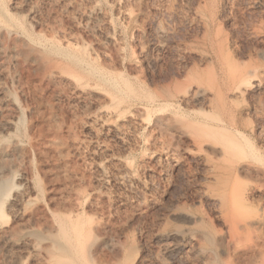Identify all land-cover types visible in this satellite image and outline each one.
<instances>
[{"label":"rangeland","instance_id":"obj_1","mask_svg":"<svg viewBox=\"0 0 264 264\" xmlns=\"http://www.w3.org/2000/svg\"><path fill=\"white\" fill-rule=\"evenodd\" d=\"M199 1L205 0L0 1L9 18L7 37H0V121H15L7 138L26 147L19 171L33 178L32 200L17 223L43 233L49 223H60L58 237L69 242L71 264H210L197 255L194 241H165L160 235L171 227L193 235L223 228L201 196L207 173L189 122H197L196 128L218 117L227 127L239 124L242 133L233 134L247 154L239 171L264 187L263 68L243 97L223 90V111L201 99H175L177 86L188 85L187 72L205 68L211 57L199 35L198 13L204 8ZM212 1L216 25L233 56L264 66V32L258 24L264 21V0ZM9 35L28 50L9 49ZM3 94L16 108L4 104ZM50 136L59 148L45 146L38 154L33 141ZM202 150L213 156L210 146ZM1 164L9 167L10 160ZM19 171L9 176L16 178ZM259 197L264 199V192ZM40 207L47 216L35 210ZM30 241L0 245V264H53L42 243ZM204 243L205 249L217 250Z\"/></svg>","mask_w":264,"mask_h":264},{"label":"bare ground","instance_id":"obj_2","mask_svg":"<svg viewBox=\"0 0 264 264\" xmlns=\"http://www.w3.org/2000/svg\"><path fill=\"white\" fill-rule=\"evenodd\" d=\"M199 2H197V4H199ZM202 4L204 5V8L201 7L203 10H201V8L198 9L199 11L201 10L200 13H198V18L200 21L199 23H201V33L199 31L198 32L200 33L199 35H201V43L209 51L211 57H209L208 59V57H206V55L202 53L203 56H201V60L205 63V61H207L208 59L205 64V68H203V65L201 69H195L193 71L191 67L192 71H186L188 74L185 73L187 77L184 74V79L187 78V80L184 81L183 79V82H187L188 85L185 83L184 84L186 86L181 84V86H177L178 90H176V88H174L173 86L172 88L177 91L174 96L178 101L183 102L201 99L207 103L209 108H214L217 111H223L225 110L227 105V97L224 94L223 90L228 88L226 90L228 91L230 89L229 91H231L232 96H234L235 98L243 97L244 95H246L250 88L256 85L257 82H255V79L258 75V70L261 68L264 69V66L262 64L253 65V62L252 64H249V62L248 64H246L247 61H238L235 58L236 56H233V54L231 53L232 50H229L232 48L228 49V46L226 44L227 38L225 39L226 36L224 37L223 32L218 28L219 24H217L218 26L216 25V22L218 21H216V11L213 1L205 0ZM198 6L200 7V5ZM8 21V15L5 14V11L3 13L0 9V37H7L8 32L6 25ZM256 22H258V20ZM260 22L261 23H258L260 24L259 28L264 32V21L262 22L260 20ZM259 28L256 29L261 31ZM16 35H9L10 37L8 39L7 45L9 49L13 51L25 53V50L28 49L25 48V44V46H23V44L19 42L21 39ZM260 54L264 56V48ZM259 61L257 60V62ZM63 70H65V68H63ZM63 70L62 68H59V71L63 72ZM66 70L67 71L64 72V74L68 73L69 71L68 69ZM263 72L262 76H264ZM70 73L71 72H69V74ZM49 74L51 75L52 72ZM71 76L74 78L73 73ZM75 81H77V78L75 79ZM77 83L78 81L76 82V84ZM179 87L182 88L179 89ZM3 95L4 96L2 97L4 104L6 106L16 108L13 99L8 95ZM159 95L162 94L160 93ZM46 116L49 117L50 115L48 116L47 114ZM48 120L50 119L47 118L46 121ZM14 122L15 121L13 120V118H4L3 121H0V245L12 246L18 244L19 242L27 243V241L33 240V243L34 241L38 244L42 243V246H44V251L46 253L45 256L48 257L46 259H50L49 261H52L53 264H71V248L66 245L68 241L66 242L64 239L66 243L65 244L61 241V237H58V235H60V233L58 232L59 230L61 231V226L59 225L60 223L57 225L51 223L53 225L51 227L54 230H49L51 225L49 223V231L46 230L48 231V233H46L45 231L46 234L34 228L33 226V228L31 226L25 228V226H19V222L17 223L19 219L21 220L26 215L25 205L32 200L30 193L32 190L33 178L31 177L32 180H30L31 178L28 177L29 174L27 175L26 171L22 170L25 167V165L23 166L25 159H27L26 147L21 143L20 140H18V138H7L8 134L14 128ZM189 123L190 125H192V128L190 126L189 127L194 131L193 134L189 133V136L192 140L196 156L199 159L202 158L207 173L204 178V185L202 184L201 186V192H203L201 193V196L204 195V197L210 201L213 209L217 213L216 216L223 224V228H219L220 230L218 231L211 230L212 232L210 231V229H212L213 227H210V229L204 228L202 229V233L199 232L198 234L193 235L188 229L182 230L178 229V227H171L162 232V234L160 235L163 239H165V241L167 239L178 241L180 243L181 241H194V244L196 245L194 250L196 253H198L197 255H200V257H207L208 263L210 264H264V199L263 197H259L260 199H255V195L257 193L264 192V187L262 189L261 186L249 183L243 178L244 176H241V172L239 171L240 165L246 163L247 155L241 143L238 141L236 135L233 134L234 132L239 134L242 133L238 127L239 124L237 125L236 122H234L230 124V127H227L224 120L218 117L213 118L209 123H198L201 125H196V128H194V125L195 123L197 124V122ZM56 126L57 124L53 127L56 128ZM240 128H242V126ZM55 132L56 131H53V133ZM50 133L52 132L50 131ZM54 137L55 136H50L45 140L46 142L42 143L41 141L39 142L37 140H34L32 143V147L38 154L42 152V149L45 150V146L54 147V149L56 148L57 150V147L60 145V143L57 146L58 140H56ZM204 146H210L212 148L213 156H206L207 153L202 150ZM7 159L10 160V166L3 167L1 163L4 160L6 161ZM20 167H22L21 171H19ZM15 169H18L19 173L17 172L18 175L16 176V178H12V176L9 175L10 173L16 174ZM5 202L6 205L4 204ZM4 207L6 209H4ZM5 210H7L9 213L7 214L8 218L6 216ZM35 210H37V212L42 216H47L48 214L47 209L42 207L35 208ZM32 212H34L35 216L39 217V215H36L37 213L35 211ZM183 216H185V214ZM197 219L195 218V221L193 222H197ZM39 228H41V226ZM214 229L215 228H213V230ZM77 230L78 228H75V231ZM64 232L62 233V235L64 234ZM208 240L212 242L214 248L216 247L217 250L204 248V245L206 244L204 242H209ZM38 244H34V246L38 247ZM93 244L89 246H93ZM40 247H38V250H40Z\"/></svg>","mask_w":264,"mask_h":264}]
</instances>
